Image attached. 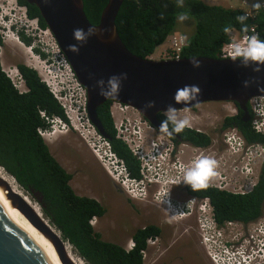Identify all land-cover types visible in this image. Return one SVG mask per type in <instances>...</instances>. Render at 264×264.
I'll use <instances>...</instances> for the list:
<instances>
[{
  "label": "trees",
  "instance_id": "1",
  "mask_svg": "<svg viewBox=\"0 0 264 264\" xmlns=\"http://www.w3.org/2000/svg\"><path fill=\"white\" fill-rule=\"evenodd\" d=\"M82 1L88 21L93 26L98 25L108 0ZM17 3L25 8L29 20H36L41 30H47L35 6L28 5L24 0H17ZM179 14L189 15L195 21L194 34L188 38V47L182 51L181 58L217 59L221 47L230 42V31L243 35L254 27L259 39L264 40V6L256 9L254 19L248 18L241 24L237 20L238 16L245 14L241 7L231 9L210 6L201 0H124L115 26L123 44L132 54L149 59L155 49L173 34L176 16ZM226 27L230 29L228 33L224 32ZM19 39L26 46L32 45L33 40L22 33ZM34 52L40 58H45L38 50ZM16 69L27 89L26 93L20 94L15 89L2 70L0 60V168L39 205L49 224L61 234L63 241L84 264H143L142 252L148 249L147 241L158 236L160 230L155 226L138 229L132 236L134 247L131 250L101 239L92 221L104 216L106 210L97 200L74 192L70 184L72 175L53 157L38 133L50 127L41 113L49 120L58 118L66 121L64 112L34 69L24 64H17ZM111 105L112 102L108 101L99 107L97 117L104 131L111 137L112 151L124 162L130 177L139 180L138 161L127 146L115 138ZM241 117L242 112L238 109L237 117L223 119L220 130L235 127L248 144H264V139L252 130L250 122L242 121ZM159 119L170 131L180 136V141L190 146L207 147L212 142L209 136L191 129L184 128L177 133L173 122L162 115ZM30 190L40 194L41 202L34 200ZM181 191L188 197L208 198L220 224L225 221L252 223L260 217L264 202L263 181L250 194L243 196L208 187L193 189L188 186Z\"/></svg>",
  "mask_w": 264,
  "mask_h": 264
},
{
  "label": "water",
  "instance_id": "2",
  "mask_svg": "<svg viewBox=\"0 0 264 264\" xmlns=\"http://www.w3.org/2000/svg\"><path fill=\"white\" fill-rule=\"evenodd\" d=\"M35 6L52 35L59 51L71 67L78 83L86 90L87 116L97 132L106 140L111 137L104 131L97 110L108 101L129 106L149 123L157 134L174 138L159 116L166 115L171 106L176 111H187L210 103H233L243 113L242 121L250 119L248 102L264 97V65L242 59L179 58L156 61L132 54L123 44L115 21L124 0H108L99 23L93 26L84 13L82 0H24ZM82 29L85 39L78 42L73 33ZM91 29V34L89 30ZM70 46H75L72 51ZM259 67V71H256ZM121 82L118 95L102 96L101 85L108 90L111 77ZM198 89L192 100L180 93ZM151 105V106H150ZM177 138V137H175ZM0 188L7 193L11 206L55 249L61 264H73L65 252L61 234L51 230L35 215L24 198L13 194L0 178ZM32 196L41 202L39 193ZM0 264H51L35 241L11 218L0 201Z\"/></svg>",
  "mask_w": 264,
  "mask_h": 264
},
{
  "label": "built area",
  "instance_id": "3",
  "mask_svg": "<svg viewBox=\"0 0 264 264\" xmlns=\"http://www.w3.org/2000/svg\"><path fill=\"white\" fill-rule=\"evenodd\" d=\"M252 8L246 14L254 19L256 7ZM43 33L52 37L48 30ZM252 35L258 36L254 27H251L250 35L242 36L240 41L235 43L244 45L246 39ZM53 42L55 43L54 39ZM54 45L57 50L56 55L62 58L64 64L65 79L60 81V85L64 83L67 88L70 86V89L61 92L56 88L58 85L55 82V86L47 82L46 84L62 108L66 121L58 118L49 120L41 113V117L45 118L50 127L48 130H39V135L41 137L54 135L57 131L56 126H60L64 132L73 130L86 143L110 180L119 186L127 197L136 202L150 203L159 207L166 215L164 217L168 224L184 225L187 230L194 231L198 235L200 248L211 264H264V202L260 217L254 222L242 224L225 221L220 224L216 220L214 208L208 198L187 197L184 200H174L171 197L172 188L184 189L191 186L183 181V175L194 160L202 156L213 158L214 155H220L224 169L216 172V175L210 179L208 188L235 196L250 194L257 187L258 182L250 171L246 172L245 169L243 171L245 174H242V171L232 163L233 160L246 158V162L250 160L252 165H255L257 157L252 155L255 153L260 155L262 150L257 147H246L238 132L232 130L224 135L221 152L218 151L219 148L216 152H212L183 145L190 149L191 156L182 159L180 154L184 150L177 151L174 142L165 135L157 134L135 109L113 103L110 107V115L116 131L115 138L127 146L139 163L141 178L139 180L131 178L124 162L112 151L110 141L104 139L88 119L86 91L78 84L56 43ZM184 45L185 40L182 38H172L170 58L179 59ZM231 45L232 43L222 48L220 53L222 59L231 58ZM14 76L15 78H12L14 87L20 94L26 93L27 89L19 73L15 72ZM250 108L253 116L252 128L257 134L264 136V97L252 99ZM229 110L235 112L231 108ZM183 113H185L183 118L179 119L177 116V119H187L190 124L192 116L187 114L189 111ZM153 133L163 136L169 142L159 138L154 139ZM150 244L151 241L148 240V248ZM133 247L134 243L130 241L129 250ZM142 256L144 264L146 251L142 252Z\"/></svg>",
  "mask_w": 264,
  "mask_h": 264
},
{
  "label": "rangeland",
  "instance_id": "4",
  "mask_svg": "<svg viewBox=\"0 0 264 264\" xmlns=\"http://www.w3.org/2000/svg\"><path fill=\"white\" fill-rule=\"evenodd\" d=\"M212 2L217 6L220 5L225 8L234 9L237 7H241L240 5L242 3V0H210L209 3L206 4L209 5ZM16 3V0H0V35L3 39V46L0 47V60L2 70L12 79L15 78L14 73L15 70H17L16 65L24 64L29 68L37 71L42 80L44 82H47V84L55 86V82L58 85V87L56 88L59 91L62 92L63 90H65L67 92V90L70 89V86L67 88L66 84L64 83L60 85V81L65 79V71L63 70L64 64L62 63V58L56 55L57 50L55 48L53 38L49 34L43 33L45 32V30H41L38 27L37 21L29 20L26 17L24 9H20L21 7L19 8ZM179 15L176 16L175 29L173 33L181 34L186 38H189L194 34L195 21L191 16L186 14L184 15H186L187 18L183 21H180L178 19ZM3 25H5L6 27L4 28ZM20 33H22L26 38H30L33 40L31 46H26L21 42V40L19 39ZM168 48L169 43L167 38L163 42V44L155 49V52L150 59H154L156 61L165 60L168 56V53H165V51ZM34 50H38L39 52H41L45 56V58L42 59L37 56ZM229 108V105L218 103L204 104L199 107V110L201 111L200 116L203 123H197L194 128H201L204 133L208 134L211 138H214V146L216 148H219V146L221 145L222 136H216L215 130L218 126H220L224 116L230 114ZM162 116L167 119L166 115ZM211 123L214 124L211 125ZM56 130L57 131L54 133L55 136H53V134L45 136L46 144L48 145L53 157L69 174H73L75 171L77 172V174L73 175V178L71 180L72 189L79 196L95 198L98 201L102 200L104 201V203H110L112 205V208L109 211V215L112 217V221H114V225L111 226V231L117 233L118 235H122L120 230L115 229L117 228L115 224L120 219V217L123 216V213L126 212V209L119 207V199L117 197V193L114 192L110 187V184L108 183L109 179L106 176L107 174H99L96 171L95 166L97 164V161L88 147L85 145L82 138L77 133H75L73 130L64 132L62 131L60 126H56ZM153 138L156 140L159 138L163 141H168L166 140V138H164L163 136H158L156 133H153ZM178 150H184V152L180 154V157L182 159H188L191 156L190 149L183 147V145L177 146V151ZM213 158L217 161L216 172L224 169V167L221 165L223 161L220 160V155H214ZM0 173L2 175H7L1 168ZM13 181L14 180H12V182ZM16 186L18 187L17 184ZM17 189L22 193L21 197L29 199L30 203L32 204V206H29L32 208V210H34L35 208L36 211H39V213H41L39 205L31 200L19 187ZM171 197L174 200H182L185 198V195L184 192L181 191V189L172 188ZM150 209L151 211L144 208L141 209L142 216L139 218V223L144 221L146 223L151 222V220L157 219V217L160 221L165 220V214L159 207L150 206ZM41 215L43 216L42 213ZM42 218L44 222H46L56 233H58L57 230L49 224L44 216ZM92 223L94 230L98 231L102 237L107 236L105 233L106 229H104L103 231L102 227L98 228L97 220L92 221ZM165 227L167 228L166 225H164L163 228ZM175 227L177 229L175 228V231H173V235H170V232H167L168 234L164 245L162 246L160 252L155 254V259H158L157 264H168V256L166 254H163L166 249L165 247H169L173 244V242H176V247L174 248H181L180 244L192 242L194 240V237H196L194 234H192V232L185 233L184 225H176ZM114 239L117 238L114 237ZM65 245L68 246L71 249L72 253L77 257L73 249L67 243ZM125 248H127L128 250L127 246H125ZM149 251V249L146 250L144 264H151L153 261L152 254H150ZM182 255L183 261L177 262L176 264L209 263L203 253L200 257H195L192 255L191 251H184L182 252Z\"/></svg>",
  "mask_w": 264,
  "mask_h": 264
},
{
  "label": "clouds",
  "instance_id": "5",
  "mask_svg": "<svg viewBox=\"0 0 264 264\" xmlns=\"http://www.w3.org/2000/svg\"><path fill=\"white\" fill-rule=\"evenodd\" d=\"M16 2H17V0H16ZM16 4L18 5V3H16ZM240 6L243 7L242 9L245 11V14L238 16L237 17V20L241 24H244V22L248 18H250V17H248V15L246 14V12L249 9L251 11V7H253V8L256 7L255 8V14H256V9L259 8V7H263L264 6V0H246V1L245 0H242V3H241ZM20 7L21 6H19V8ZM20 9H24V11H25V8L24 7H21ZM186 18H187V16L184 15V14H181L178 17V19L180 21H183ZM251 19H253V18H251ZM31 21H33V20H31ZM3 27L5 28L6 26L3 25ZM229 31H230V29L227 28V27L224 29V32L225 33H228ZM89 34H91V29L89 30ZM228 35H229L230 38H232V36L234 35V31H230ZM244 35H250V30L247 33L243 34V35H239L237 33V37L239 39H241L242 36H244ZM73 37L78 42H82L85 39V33H84V31L82 29H76V30H74ZM167 38H168L169 48L165 51V53H168V56L166 57L165 60H172V59H174V58H172V59L170 58L171 52H172V50H171V39L172 38H182L183 40H185V45L182 47V50L180 51V56H181L182 51L186 47H188V38H186L185 36H183L181 34H174L173 33V34L169 35ZM228 44H230V43H227V44L223 45L221 47V49H220V52H221L222 48L225 47V46H227ZM70 48H71L72 51H76L77 50L75 46H70ZM152 56H153V54L150 57H152ZM180 56H179V58H181ZM218 59L226 60V59H222L220 57V54L218 55ZM228 59H233V60L242 59V61L245 64V66H247V64H248L249 61L256 62L258 65H264V40L259 39V35L258 36L257 35H252V36H250V37H248L246 39V43L244 45H241L240 43L232 42V45H231V58H228ZM259 70H260L259 67H257L256 71H259ZM15 72H18V71L15 70ZM6 76L12 82V79L7 74H6ZM41 80H42V78H41ZM120 82H121V80H120L119 77H115V76L114 77H111V78H109V81H108V90H104V88H103L104 82L103 81H99L98 83L101 85V93L100 94L102 96L118 95ZM44 83L46 84V82H44ZM46 86L48 87L47 84H46ZM197 91H198V89H196L195 87H192L191 88V94L187 90L181 92L180 94L182 96L186 97V98H190V99L194 100V99H196V93H197ZM252 99H254V98H252ZM251 100H249V102H248V111H249V114H250V120H249V122L251 124V127H253L252 126L253 116H252V112H251V108H250V101ZM112 104H113V102H112ZM218 104L229 105L230 108L235 111L233 113L232 111L229 110V113L230 114L224 116L223 119H225V118H235V117L238 116V109L239 108H238L237 105H235L233 103H218ZM200 106H197V107L193 108L192 110H187V111H189V113H187V114H190L192 116V121L190 122V124H189V121L187 119L179 120V119H181V117L183 118V116L185 114V113H183L184 111L180 110L181 113H176L177 111L175 110V108H173V107L170 106L166 110L165 114L167 116V120L174 123V125H175L174 131L177 132V133H179V132H182L184 130V128H187V129H191V130L197 131L198 133H202V134H205V135L209 136L208 134L204 133L201 130V128L196 129V128L193 127V126H195L199 122L200 123H203L202 122V118L200 116V112H201L199 110V107ZM177 116L179 117V119H177ZM242 116H243V113H242ZM223 119H222V121H223ZM241 120H242V117H241ZM213 124L214 123H211V125H213ZM220 126H221V124H220ZM220 126H218L216 128L215 132H217V136L218 135H221L222 136L221 137V140H222L221 146H222L223 141H224V135L227 132H230L232 130H236L238 132V134L240 135L241 139L243 140L244 145L246 147H256V146H253V145L248 144L246 142V139L243 138V136L240 134V132L238 131L237 128L231 127V128H227V129L221 131L220 130ZM252 130H253V128H252ZM260 136L263 138L262 135H260ZM41 138L46 142V138L45 137H41ZM257 148H259V147H257ZM96 161H97V159H96ZM216 168H217V161L214 158L207 157V156L199 157L196 160H194L192 162L191 166L188 167L184 171L183 181L185 183L191 185V187L193 189L207 188L209 186L210 179L216 175ZM125 249L127 250V248H125ZM128 250H129V245H128Z\"/></svg>",
  "mask_w": 264,
  "mask_h": 264
},
{
  "label": "flooded vegetation",
  "instance_id": "6",
  "mask_svg": "<svg viewBox=\"0 0 264 264\" xmlns=\"http://www.w3.org/2000/svg\"><path fill=\"white\" fill-rule=\"evenodd\" d=\"M250 120V119H249ZM249 122V121H247ZM194 127V126H193ZM172 132V131H171ZM73 133V132H71ZM173 133V132H172ZM173 135L177 138H170V140H172L175 144V146H179V145H184V146H189V144L184 143L182 141H180V136L177 134ZM215 135L217 136V132H215ZM55 136V134L53 135ZM212 142L209 146L207 147H197L199 149H201L202 151H212V152H216V147L214 146V138H211ZM264 139V136H263ZM85 143V142H84ZM86 145V143H85ZM250 145L259 147L262 151L260 153V155H258L257 153L253 154L252 156H256L257 157V161L255 165H252V162H250V160H248L247 162L245 161L246 158H240L238 160H233V166L236 167L237 169H240L242 171V174H245V172H243L246 169V172H251L252 176L256 179V181L259 183L260 181L264 182V144H261L259 142L257 143H251ZM87 146V145H86ZM88 147V146H87ZM193 146H191L192 148ZM222 146H219L218 151H222ZM89 149V148H88ZM91 152V151H90ZM263 157V158H262ZM252 161V159H251ZM96 171L99 174H103L106 175L107 173L105 172V170L102 168V166L99 164V162L97 161V164L95 166ZM77 174V172L75 171L72 175ZM107 176V175H106ZM108 177V176H107ZM246 177V176H245ZM107 179V178H106ZM109 182L107 180V182L110 184V187L112 188V190L114 192L117 193V197L119 199L118 201V205L119 207L125 208L126 212L123 213V216L120 217V219L116 222L115 226L120 230V232L122 233V235H118L117 233L112 232V225H114V221H112V217L109 215V211L112 208V205L108 202L104 201H98L106 210V213L104 216H102L101 218L97 219V223H98V228L102 227L103 231L104 229H106V237H101V239L106 242V243H110V244H115L118 246H121L123 248H125V246L128 247L130 241H132V236L135 234V232L140 229V228H144L146 226H155L160 230V233L158 236L154 237V238H150L148 240L151 241V244L149 246V252L150 254H152V263L151 264H157V260L155 259V254L159 253L162 246L164 245V242L167 238V232H170V235H173V231H175V226L174 225H170L168 224L165 220L160 221L159 218L157 217V219H153L151 220V222H140L139 223V218L142 216V212L141 209H148L151 211L150 206H153L150 203H145V202H136L131 200L129 197H127L122 189L115 185L110 178L108 177ZM72 180V179H71ZM71 183V181H70ZM185 195V194H184ZM188 196L185 195L186 199ZM182 199V200H184ZM140 205V206H139ZM143 206V207H141ZM164 225L167 226V228H163ZM114 229V230H115ZM177 229V228H176ZM183 232V231H182ZM185 233L188 232H192L187 230L186 228L184 229ZM183 232V233H184ZM192 234H194L196 237H194V240L192 242L189 243H182L180 244L181 248H174L176 247V242H173V244L169 247H165V251H164V255L166 254L168 256V264H176L177 262H182V252L184 251H191L192 255L195 257H200L203 253L202 249L199 246V242H198V235L193 231ZM177 236V235H174ZM117 238V239H114ZM128 244V245H127ZM202 251V252H201ZM204 255V253H203ZM205 256V255H204ZM206 258V257H205ZM207 259V258H206ZM208 260V259H207ZM167 262V260H166ZM209 262V261H208ZM210 263V262H209ZM207 263V264H209ZM211 264V263H210Z\"/></svg>",
  "mask_w": 264,
  "mask_h": 264
},
{
  "label": "bare ground",
  "instance_id": "7",
  "mask_svg": "<svg viewBox=\"0 0 264 264\" xmlns=\"http://www.w3.org/2000/svg\"><path fill=\"white\" fill-rule=\"evenodd\" d=\"M201 1L204 4H206V3H209L210 0H201ZM206 5H208V4H206ZM209 5L210 6H217V5H214L213 2L210 3ZM229 39H230L229 43L240 41V39L237 37L236 31H234V35L232 36V38L229 37ZM254 98H263V97H254ZM86 110H87V95H86ZM0 178L3 181H5V183L12 190L11 192L13 194H16L18 196H22L21 195L22 193L17 189L18 187L16 186L15 182L14 181L12 182V180H13L12 178H10L8 175H5V174L2 175L1 173H0ZM7 194H9V193H7L5 190L0 188V201L5 206V208L7 209L9 215L14 220V222L35 241V243L39 246V248L41 249V251L43 252L45 257L47 258V260L51 264H61L51 242L48 239H46L40 232H38L16 208H13V206H11L10 200H8L6 198ZM24 201L27 203V205L32 206V204L30 203L28 198L24 197ZM33 211H34L35 215L37 216V218H39L43 221L41 213H39V211H36L35 208ZM44 223L47 225V227H49V225L46 222H44ZM50 229L52 230V228H50ZM65 252H66L68 259L71 261V263H73V264H84L79 258H77L72 253L71 249L66 245H65Z\"/></svg>",
  "mask_w": 264,
  "mask_h": 264
}]
</instances>
